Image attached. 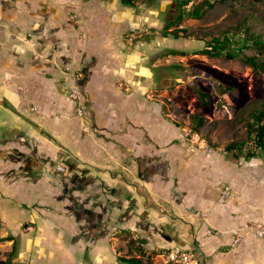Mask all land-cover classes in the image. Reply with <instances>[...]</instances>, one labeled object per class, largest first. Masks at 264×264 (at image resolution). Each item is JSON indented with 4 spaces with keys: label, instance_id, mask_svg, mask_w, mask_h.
Here are the masks:
<instances>
[{
    "label": "crops",
    "instance_id": "1",
    "mask_svg": "<svg viewBox=\"0 0 264 264\" xmlns=\"http://www.w3.org/2000/svg\"><path fill=\"white\" fill-rule=\"evenodd\" d=\"M110 14L118 16L94 0H0V242L11 250L17 240L28 264L40 254L75 264L86 249L82 224L104 241L118 226L151 231L164 249L193 256L190 231L202 264H264V240L247 234L264 225L261 160L227 158L211 179L191 170L192 178L168 183L146 144L171 143L176 130L151 98V71L119 42ZM208 186L230 195L213 200ZM238 234L245 237L234 245Z\"/></svg>",
    "mask_w": 264,
    "mask_h": 264
},
{
    "label": "rangeland",
    "instance_id": "2",
    "mask_svg": "<svg viewBox=\"0 0 264 264\" xmlns=\"http://www.w3.org/2000/svg\"><path fill=\"white\" fill-rule=\"evenodd\" d=\"M133 1L137 8H126L119 0H94L97 6L106 5L112 13L118 12L115 18V15H106L107 19L121 25L117 33L119 42L125 46L128 54L137 51V60L151 71V98L161 108L162 119L176 130L177 137L171 143H152L151 147L146 144L147 151L157 157L152 160L160 163V175L164 172L169 174L168 183L170 180L176 182L175 175L192 178L191 170L199 173L201 170L203 173L208 171V178L211 179L221 171V160L228 163L225 146L246 139V120L255 107L264 105V74H254L240 60L210 59L199 52L212 37L224 31L234 32L244 21L248 22L249 33L260 35L264 44V0L215 2L202 19H188L181 23L174 22L177 0ZM203 1L206 0H194L193 4L198 5ZM66 19L79 20L80 15L66 13ZM101 22L106 20L102 19ZM175 30H183L184 34L175 37ZM245 55L264 60V48H253L245 51ZM201 92L209 95L206 105L199 101ZM195 116L201 119L197 132L192 131ZM260 160L259 165L264 168V158ZM208 191L213 200L221 197L211 186H208ZM156 211L160 213L159 208ZM165 213H170L169 209H165ZM145 227L148 230L149 226ZM79 233L86 249H76L79 252L74 256L75 264H118L119 257L128 258L130 254L138 257L140 247L145 252L142 260L147 264H178L168 261L165 250L170 252L171 249H164L167 243L163 244L162 236L154 235L151 231H135L137 235L134 236L118 226L106 233L108 235L104 241L101 237L103 234H90L88 225L82 224ZM186 233L188 236L184 241L187 247L192 248V233ZM191 248L188 249L192 257L202 264L199 253ZM56 250L52 251L56 253ZM10 251L6 242H0V262L7 259ZM64 258L65 261L61 262ZM28 259V255H17L9 264H28ZM30 264L71 262L65 255H57L55 260H50L49 254H40L33 255Z\"/></svg>",
    "mask_w": 264,
    "mask_h": 264
},
{
    "label": "trees",
    "instance_id": "3",
    "mask_svg": "<svg viewBox=\"0 0 264 264\" xmlns=\"http://www.w3.org/2000/svg\"><path fill=\"white\" fill-rule=\"evenodd\" d=\"M121 5L126 8H137V4L133 0H119ZM226 0H206L196 5L194 0H177V14L174 18L175 23H181L184 20L193 19L200 20L204 15L213 8L215 2H224ZM190 6V7H189ZM248 22L244 21L239 25L234 32L224 31L219 35L211 38L210 42L203 48L199 54L210 59L224 58L226 60H240L245 65L249 66L254 74H264V60L257 57L246 56L245 51L256 48L262 50L264 48L261 36L255 33H249ZM183 30H175L173 35L180 37L183 35ZM199 101L202 105L209 102V95L201 92ZM201 124V119L198 116L193 118L192 131L197 132L198 126ZM246 124V139L240 142H232L225 146L224 152L229 161L238 163L240 161L249 162L254 159L264 158V105L255 107ZM130 233V232H128ZM135 236V235H134ZM12 249L5 261L0 264H9V261L16 258L18 255V241L13 240ZM139 256L130 254L128 258H117L118 264H147L143 262L142 257L145 252L140 247ZM168 255L169 251H165Z\"/></svg>",
    "mask_w": 264,
    "mask_h": 264
},
{
    "label": "built area",
    "instance_id": "4",
    "mask_svg": "<svg viewBox=\"0 0 264 264\" xmlns=\"http://www.w3.org/2000/svg\"><path fill=\"white\" fill-rule=\"evenodd\" d=\"M80 96L78 94H72L71 99L73 101H78ZM76 113L79 116L83 115V110L80 106L76 107ZM58 171H62V168L58 167ZM229 191L227 188H225L220 197V202L223 203L224 200L229 197ZM249 236H252L253 238L264 240V225L263 224H254L249 228V231L247 232ZM246 235V234H245ZM245 236L243 234H238L233 241V244H237L240 242ZM167 259L170 262L178 263V264H200L198 261H196L186 250H182L179 247H174L170 250L169 254L167 255Z\"/></svg>",
    "mask_w": 264,
    "mask_h": 264
}]
</instances>
